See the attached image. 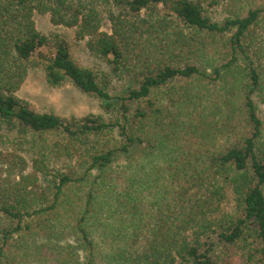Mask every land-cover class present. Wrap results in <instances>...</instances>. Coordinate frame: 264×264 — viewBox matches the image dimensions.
I'll list each match as a JSON object with an SVG mask.
<instances>
[{
  "label": "trees",
  "instance_id": "trees-1",
  "mask_svg": "<svg viewBox=\"0 0 264 264\" xmlns=\"http://www.w3.org/2000/svg\"><path fill=\"white\" fill-rule=\"evenodd\" d=\"M31 69L105 115L39 112ZM0 130V264H264V0H0Z\"/></svg>",
  "mask_w": 264,
  "mask_h": 264
},
{
  "label": "rangeland",
  "instance_id": "rangeland-1",
  "mask_svg": "<svg viewBox=\"0 0 264 264\" xmlns=\"http://www.w3.org/2000/svg\"><path fill=\"white\" fill-rule=\"evenodd\" d=\"M34 22L37 30L44 35H58L65 38L71 45V53L77 63L83 67L92 68L98 71L108 73L107 62L96 58L84 48V44L76 42L74 39V29L63 26H53L49 21L48 15H34ZM106 30V27L103 28ZM126 89L125 81L111 79V88L109 93L112 96L124 94ZM17 97L32 104L39 112H53L65 118H81L88 114L105 115L99 108L98 101L91 98L72 84L66 83L61 87H50L40 69H31L28 71L24 83L16 93ZM16 135L6 137V132L0 130V139L15 140ZM4 144L0 140V147ZM10 147V144L5 145ZM141 150L135 147L132 154H137ZM222 204V210L229 212L232 208V196L228 191V197Z\"/></svg>",
  "mask_w": 264,
  "mask_h": 264
}]
</instances>
